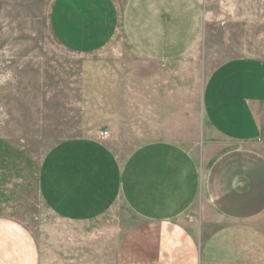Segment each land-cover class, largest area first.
Masks as SVG:
<instances>
[{
  "label": "rangeland",
  "instance_id": "rangeland-1",
  "mask_svg": "<svg viewBox=\"0 0 264 264\" xmlns=\"http://www.w3.org/2000/svg\"><path fill=\"white\" fill-rule=\"evenodd\" d=\"M58 1L0 0V215L17 216L32 232L39 264H117L119 218H58L34 188L37 166L77 138L99 140L122 158L154 141L200 157L210 75L231 60L264 63V0H111L114 37L89 53L58 40ZM101 11L79 9L74 21L99 22ZM102 84H119L122 103L102 105ZM260 124L248 146L264 159V111ZM252 223L264 230V214Z\"/></svg>",
  "mask_w": 264,
  "mask_h": 264
},
{
  "label": "crops",
  "instance_id": "crops-1",
  "mask_svg": "<svg viewBox=\"0 0 264 264\" xmlns=\"http://www.w3.org/2000/svg\"><path fill=\"white\" fill-rule=\"evenodd\" d=\"M96 8L101 21H74L79 9ZM114 8L111 0H59L58 40L77 52L106 48L118 27ZM102 85V105L122 103L119 84ZM202 109L200 157L154 141L122 158L99 140L71 139L37 166L39 198L68 222L118 217L117 264H264V230L252 223L264 214V159L248 146L261 135L264 63L222 64L205 84ZM16 217L0 215V264H39L36 239Z\"/></svg>",
  "mask_w": 264,
  "mask_h": 264
}]
</instances>
